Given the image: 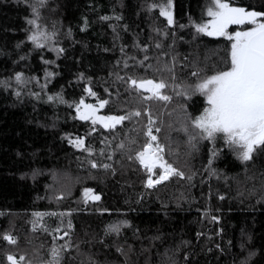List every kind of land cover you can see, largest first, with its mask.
Returning <instances> with one entry per match:
<instances>
[{
	"label": "trees",
	"instance_id": "1",
	"mask_svg": "<svg viewBox=\"0 0 264 264\" xmlns=\"http://www.w3.org/2000/svg\"><path fill=\"white\" fill-rule=\"evenodd\" d=\"M226 2L264 12V0ZM165 3L0 0V264H49L54 248L59 264H264V146L242 161L222 135L193 139L206 98L177 94L226 70L231 42L196 31L212 0H172V25ZM38 29L54 34L43 48L28 40ZM130 77L165 81L171 100H144ZM82 99L98 116L141 115L93 125L77 116ZM149 112L154 143L183 173L151 188L135 158Z\"/></svg>",
	"mask_w": 264,
	"mask_h": 264
},
{
	"label": "snow or ice",
	"instance_id": "2",
	"mask_svg": "<svg viewBox=\"0 0 264 264\" xmlns=\"http://www.w3.org/2000/svg\"><path fill=\"white\" fill-rule=\"evenodd\" d=\"M39 3L43 5L44 0H39ZM212 5L207 10L210 20L196 26V31L210 37H224L231 42L230 66L226 70L204 77L195 84L194 88L189 86L183 93L177 94L184 95L189 91H194L206 98L207 107L199 116L191 120L193 129L198 130L193 139L199 136L201 139L214 141L218 135L222 134L225 144L237 151L238 158L242 161H248L252 158L256 148L264 146V12L246 11L243 8L233 7L226 0H212ZM151 7H156V5L153 4ZM171 8L172 0H167V3L159 5L160 15L167 18L169 25L174 23ZM32 10L38 18L37 8L33 6ZM103 19H108V17ZM27 23L35 26L37 21L36 19H29ZM245 24L252 25V27L234 33L228 31L230 25ZM53 35L38 29L28 36V40L36 48H43L44 42L51 40ZM192 75L198 76L199 73L193 72ZM15 78L18 83L22 82V74L17 73ZM129 81L130 86L134 87L138 93L141 90L150 93V95L142 97L144 100L164 102L171 100L170 96L163 94L162 90L168 87L163 80H137L130 77ZM86 91L90 95H95L91 89H86ZM48 99L52 100L53 97L49 96ZM107 103L108 101H100L99 107L103 108ZM76 111L80 120H91L93 125L100 123L105 128H113L130 116L138 117L141 115L140 111H135L129 117L98 116L96 106L86 104L83 99L76 105ZM154 123L155 121L149 112L147 131L144 133L148 139L135 157L150 174L146 182V186L149 188L168 180L173 175L183 177L182 172L165 161L163 146L154 143L157 141V137L152 134ZM156 131L159 132L160 129L157 128ZM71 142L78 148L84 145L83 139ZM120 147L124 146L121 145ZM92 166L96 167L95 164ZM105 167L107 166L105 165ZM157 168L162 171L157 179H153L152 174ZM90 191L85 190L86 198L90 196ZM91 199L99 200L100 197L92 195ZM36 215L39 216L40 214L37 213ZM119 230V225L111 226L109 229V231L116 233H119ZM3 239L10 244L16 243L7 234L3 236ZM52 257L53 259L49 264H59V250L54 248ZM24 259V256H20L19 260L11 254L7 256L8 264H20Z\"/></svg>",
	"mask_w": 264,
	"mask_h": 264
},
{
	"label": "rangeland",
	"instance_id": "3",
	"mask_svg": "<svg viewBox=\"0 0 264 264\" xmlns=\"http://www.w3.org/2000/svg\"><path fill=\"white\" fill-rule=\"evenodd\" d=\"M222 135V134H221ZM162 170L160 169V172H161ZM159 176V175H158ZM158 176L155 178V179H157L158 178Z\"/></svg>",
	"mask_w": 264,
	"mask_h": 264
}]
</instances>
